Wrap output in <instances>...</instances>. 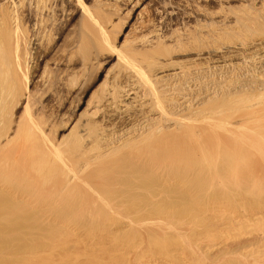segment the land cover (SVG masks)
<instances>
[{"label": "rangeland", "instance_id": "obj_1", "mask_svg": "<svg viewBox=\"0 0 264 264\" xmlns=\"http://www.w3.org/2000/svg\"><path fill=\"white\" fill-rule=\"evenodd\" d=\"M0 73V264H264V0H0Z\"/></svg>", "mask_w": 264, "mask_h": 264}, {"label": "bare ground", "instance_id": "obj_2", "mask_svg": "<svg viewBox=\"0 0 264 264\" xmlns=\"http://www.w3.org/2000/svg\"><path fill=\"white\" fill-rule=\"evenodd\" d=\"M137 2H138V0H137ZM81 5H82V4H81ZM82 10L85 12V11L87 10V8H86L85 6L82 5ZM171 12H172V11H171ZM166 15H168V14H166ZM169 16H170V15H169ZM9 18H10V17H9ZM162 18H163V17H162ZM5 19H6V18H5ZM165 25H166V24H165ZM85 28H86V27H85ZM86 29H87V28H86ZM84 30H85V29H84ZM85 32H86V31H85ZM14 33H15V32H14ZM83 33H84V31H83ZM84 34H85V33H84ZM33 35H34V34H33ZM88 36H89V35H88ZM85 37H86V36H85ZM16 38H17V37H16ZM18 38H19V37H18ZM18 38H17V39H18ZM20 38H21V37H20ZM82 38H83V35H82ZM13 39H14V38H13ZM84 39H85V38H84ZM18 42H19V41H18ZM21 42H22V41H21ZM23 42H24V41H23ZM25 42H26V41H25ZM80 42L82 43V41H80ZM87 42H89V41H87ZM85 43H86V42H85ZM18 44H19V43H18ZM80 45H81V44H80ZM83 45H84V42H83ZM87 46H88V45H87ZM17 47H18V46H17ZM24 47H25V46H24ZM28 47H29V46H28ZM15 48H16V46H15ZM82 48H83V47H82ZM87 48H88V47H87ZM27 51H29V50H27ZM25 55H26V54H25ZM197 57H198V56H197ZM199 59H200V58H199ZM20 60H21V59H20ZM22 61H23V60H22ZM18 62H19V61H18ZM24 63H25V62H24ZM22 64H23V63H22ZM25 65H26V64H25ZM179 65H180V64H179ZM23 66H24V65H23ZM26 66H27V65H26ZM161 66H162V65H161ZM193 66H194V65H193ZM20 67H22V66L20 65ZM17 68H18V67H17ZM24 68H25V67H24ZM159 68H160V66H159ZM26 69H27V67H26ZM8 71H9V70H8ZM20 71H21V70H20ZM4 72H5V71H4ZM13 72H14V71H13ZM5 73H7V72H5ZM0 74H1V73H0ZM7 74H8V73H7ZM11 74H12V72H11ZM23 74H24V76H26L25 73H23ZM28 74H29V73H28ZM3 75H5V74H3ZM3 75L1 74V76H2V77L0 78L1 81L3 80L2 78L5 77V76H3ZM8 75H9V74H8ZM14 75H15V74H14ZM41 75H42V74H41ZM165 75H166V74H165ZM22 76H23V75H22ZM35 76H36V75H35ZM166 76H167V75H166ZM199 77H200V76H199ZM127 78H128V77H127ZM7 79H8V78H7ZM7 79H6V80H7ZM23 79H24V78H23ZM27 79H28V78H27ZM156 79H157V78H156ZM254 79H255V78H254ZM24 80H25V79H24ZM184 80H185V79H184ZM217 81H218V80H217ZM227 81H228V80H227ZM3 82H5V80H4ZM25 82H26V81H25ZM16 83H17V82H16ZM2 84H4V83H2ZM22 84H23V83H22ZM127 84H128V83H127ZM7 85H8V83H7ZM103 85H105V84L103 83ZM107 85H108V84H107ZM108 86H109V85H108ZM108 86H106V87H108ZM115 86H116V85H115ZM109 87H110V86H109ZM25 88H26V87H25ZM101 88H102V87H101ZM110 88H111V87H110ZM180 88H181V87H180ZM111 89H112V88H111ZM121 89H122V88H121ZM127 89H128V88H127ZM105 90H106V88H105ZM115 90H116V89H115ZM191 90H192V89H191ZM125 91H126V89H125ZM239 92H240V91H239ZM1 93H2V89H1V87H0V94H1ZM6 93H8V92H6ZM112 93L114 94V92H112ZM119 93H120V92H119ZM131 93H132V91H131ZM135 93H136V92H135ZM132 95H133V94H132ZM20 96H21V95H20ZM119 96H120V94H119ZM108 97H109V96H108ZM135 99H136V98H135ZM0 100H1V99H0ZM2 100H3V99H2ZM2 100H1V101H2ZM118 100H119V99H118ZM245 100H246V99H245ZM122 101H123V100H122ZM2 102H3V101H2ZM2 102L0 103V105L3 106L4 108H2L1 106H0V108H2V109L5 111V106L3 105V103L5 102V100H4L3 103H2ZM230 105H231V104H230ZM228 106H229V105H228ZM234 106H236V105H234ZM246 106H247V105H246ZM232 108L234 109V107H232ZM232 108H231V109H232ZM240 108H242V107H240ZM244 108H245V107H244ZM247 108H248V107H247ZM2 109L0 110L1 112H2ZM226 109H227V108H226ZM231 109H230V110H231ZM4 111H3V114L5 113ZM231 111H232V110H231ZM92 112H93V111H92ZM228 112H229V111H228ZM6 113H7V112H6ZM9 113H10V112H9ZM226 113H227V112H226ZM231 113H232V112H231ZM234 113H235V112H234ZM229 114H230V113H229ZM0 115H2V113H0ZM192 115H193V114H192ZM4 117H5V116H4ZM8 117H9V116H8ZM0 119H1V118H0ZM215 128H216V127H215ZM2 131H3V130H2ZM5 132H6V131H5ZM188 133L193 134L192 132H188ZM5 136H6V135H5ZM140 136H141V135H140ZM104 138H105V137H104ZM160 138H161V137H160ZM32 139L35 140L34 138H32ZM6 140H7V139H6ZM11 140H12V139H11ZM8 142H9V141H8ZM8 142H7V143H8ZM11 142H13V141H11ZM11 142H9V143H11ZM3 143H4V142H3ZM5 143H6V142H5ZM7 143H6V144H7ZM113 143H114V142H113ZM217 143H218V142H217ZM3 146H4V145H3ZM123 146H124V145H123ZM127 147H128V146H127ZM96 148H97V147H96ZM117 148H118V147H117ZM107 149H108V148H107ZM97 150H98V149H97ZM120 150H121V149H120ZM98 151H100V150H98ZM115 151H116V150H115ZM101 152H102V151H101ZM98 153H99V152H98ZM98 155H99V154H98ZM105 156H106V155H105ZM98 157H99V156H98ZM228 157H229V156H228ZM104 158H105V157H104ZM237 158H238V159H242V160L245 159L244 157H241V156H238ZM39 161H40V165H41V164H42V160H41V158H40ZM92 161H93V160H92ZM232 162H233V161H232ZM229 164H230V163H229ZM238 165H239V163L237 164V162H236V164L234 165V167L237 168ZM48 167H49V166H48ZM230 167H231V165H230ZM230 167L228 166L227 169L230 170ZM239 167H240V166H239ZM239 167H238V168H239ZM234 170H235V169H234ZM236 171H237V170H236ZM47 172H48V171H47ZM237 173H238V172H237ZM237 173H236V174H237ZM20 189H21V188H20ZM24 189H25V188H24ZM10 190H11V189H10ZM0 204H2V201H1V200H0ZM36 206H38V204H37ZM27 207H28V206H27ZM30 207H31V206H30ZM16 208H17V207H16ZM19 208H20V207H19ZM19 208H18L17 210H19ZM21 208H22V207H21ZM13 209H14V208H13ZM14 210H15V209H14ZM19 212L21 213V211H19ZM1 214H2V211L0 210V215H1ZM11 214H12V213H11ZM9 215H10V214H9ZM9 215H8V216H9ZM53 234H54V233H53ZM37 243H38V241H37ZM31 244H32V243H31ZM38 245H39V244H38ZM34 247H37V245H33L32 247H30V250H33ZM38 251H39V250H38ZM38 251H37V252H38ZM29 255H30V254H29ZM28 259H29V256H28ZM31 260H32V258H31ZM21 261H22V260H21ZM38 261H39V260H38ZM7 262H8V261H7ZM22 262H23L24 264H31L33 261L31 262L30 260H26V259H25V260H23ZM36 262H37V261H36ZM36 262H35V263H36ZM39 262H40V261H39ZM55 262H56V261H55ZM4 263H5V262H2L1 264H4ZM23 263H22V264H23ZM32 264H33V263H32ZM37 264H39V263H37Z\"/></svg>", "mask_w": 264, "mask_h": 264}]
</instances>
